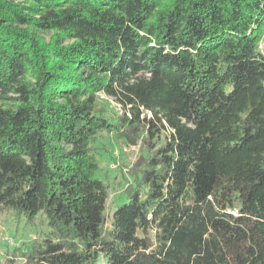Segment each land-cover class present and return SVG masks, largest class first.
<instances>
[{
	"label": "trees",
	"instance_id": "1",
	"mask_svg": "<svg viewBox=\"0 0 264 264\" xmlns=\"http://www.w3.org/2000/svg\"><path fill=\"white\" fill-rule=\"evenodd\" d=\"M3 211L0 264H264V0H0Z\"/></svg>",
	"mask_w": 264,
	"mask_h": 264
},
{
	"label": "rangeland",
	"instance_id": "2",
	"mask_svg": "<svg viewBox=\"0 0 264 264\" xmlns=\"http://www.w3.org/2000/svg\"><path fill=\"white\" fill-rule=\"evenodd\" d=\"M16 3H19L21 5H26L29 3V0H14ZM100 97L103 99L102 103L108 107V109L111 111L115 110L116 108L119 109V106L108 96H106L104 93L100 95ZM116 111V110H115ZM117 157L119 156V160L123 161V163L130 164L132 161L138 156L139 149L138 145H128L123 144L120 148H115ZM117 164L114 163H107V168L111 171L113 175H115V168ZM112 175V176H113ZM114 177V176H113ZM115 183L114 187L110 192V196L108 197V215L111 216L114 210V204L117 201V198L119 197L120 190L122 187L119 184V179H117V175L114 177ZM35 232V227L28 228L24 227L23 225H19L17 230V225L14 222V216L11 212L3 211L0 213V247H6L5 244L9 243L10 246L17 245L19 242L23 241L24 239L33 238ZM1 247V248H2ZM1 252H4V248L1 250Z\"/></svg>",
	"mask_w": 264,
	"mask_h": 264
}]
</instances>
